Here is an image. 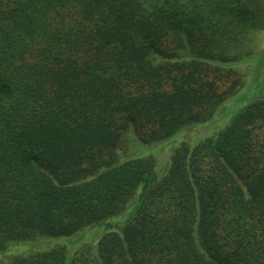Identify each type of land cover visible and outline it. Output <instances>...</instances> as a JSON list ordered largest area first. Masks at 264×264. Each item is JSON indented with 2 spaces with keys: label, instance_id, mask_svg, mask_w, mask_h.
Segmentation results:
<instances>
[{
  "label": "trees",
  "instance_id": "trees-1",
  "mask_svg": "<svg viewBox=\"0 0 264 264\" xmlns=\"http://www.w3.org/2000/svg\"><path fill=\"white\" fill-rule=\"evenodd\" d=\"M260 31L264 0H0L9 264H264V94L160 176L153 153H121L211 121ZM98 226L73 257L18 255Z\"/></svg>",
  "mask_w": 264,
  "mask_h": 264
},
{
  "label": "rangeland",
  "instance_id": "rangeland-1",
  "mask_svg": "<svg viewBox=\"0 0 264 264\" xmlns=\"http://www.w3.org/2000/svg\"><path fill=\"white\" fill-rule=\"evenodd\" d=\"M252 44L250 50L252 54L246 57L242 62L235 64L234 67L238 69L243 75L245 80L244 88L229 100L223 107H221L216 116L209 122L199 124L196 128L187 130L184 134L183 131L178 133L176 136L171 137L169 140L153 145L149 149H142L139 147L129 146L126 150L121 151L124 155L131 153L133 155L141 153H153L157 160V172L158 175H162L168 167L169 158L174 148L178 146L180 142H188L190 146H194L199 143L200 140L210 136H216L225 125H227L234 115L239 112L242 108L250 104L254 99L264 94V31L256 32L253 35ZM249 52V51H248ZM182 135V137H179ZM120 220H115L112 223L113 230H119ZM90 230V229H89ZM88 230V231H89ZM92 230V229H91ZM85 235V238L81 239V236H77L69 240L70 238H55L51 240H39L29 244H20L22 254L31 253L34 250H40L44 247H51L55 242L54 246H63L66 248L68 257H73L76 252L82 249L86 243L95 245L100 235L105 232L103 226H98L92 231ZM87 231V230H86ZM18 250V249H17ZM16 250V251H17ZM20 250V249H19ZM14 252V248L8 252L0 251V262L9 264L10 253Z\"/></svg>",
  "mask_w": 264,
  "mask_h": 264
}]
</instances>
